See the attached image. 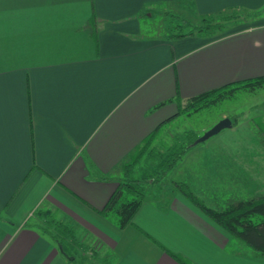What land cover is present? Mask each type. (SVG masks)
Masks as SVG:
<instances>
[{"label":"crops","instance_id":"crops-1","mask_svg":"<svg viewBox=\"0 0 264 264\" xmlns=\"http://www.w3.org/2000/svg\"><path fill=\"white\" fill-rule=\"evenodd\" d=\"M188 1L0 0V264H82L90 245L106 264H264L172 184L205 199L194 183L214 181L219 149L236 198L250 197L234 143L190 147L125 227L100 212L191 97L264 76V0H190L194 16L234 15L213 37L150 30L159 7Z\"/></svg>","mask_w":264,"mask_h":264},{"label":"rangeland","instance_id":"rangeland-1","mask_svg":"<svg viewBox=\"0 0 264 264\" xmlns=\"http://www.w3.org/2000/svg\"><path fill=\"white\" fill-rule=\"evenodd\" d=\"M194 6L195 5L190 0L187 3H183L182 7L188 10V13H180L179 10L175 11L171 6L166 9H170L173 12H165L164 7H159L155 12L156 14L148 19L149 28L151 27L150 30L154 31V33L159 32L161 29L167 32L166 29L170 30V26H173L172 23L174 25L180 23L179 21L182 16L188 17L194 24H197L199 20L194 16L195 14L193 15L196 10ZM170 13L174 14V16L170 15ZM171 18L173 19L172 21H170ZM210 36L213 37L214 34ZM180 114L182 115L181 118L174 117V119L170 120V124L164 125L156 134L155 141L152 142V146L155 149L165 151L169 147L175 146L177 142L176 138L188 137L186 133H194L197 139L221 119L229 117L236 124L234 129H223L220 133L202 141V143L214 142V148L217 143H234L235 148L231 151L229 149L226 152H232L236 161L241 166L237 164L236 167L240 170L242 176L245 173L243 165L247 168L246 177L250 179V185L252 187L250 197L254 194L258 195L264 193V191L260 192L258 190V188L264 184V85L259 87L256 86V88L253 89L240 88L226 98L206 105L200 110L189 113L181 112ZM195 140L190 147L194 145ZM199 143H197V145H199ZM209 151L210 150L205 152L209 153ZM222 153L224 152L219 149H214V181H209L206 179V176L202 181L201 176L198 175L197 178L199 181L197 180L194 184L199 192L205 195V199L201 198L202 196H198L203 203L208 205V201L212 203V200H214V206L217 204L224 208L231 203L245 199V197L236 198L238 197V192H236L238 185L236 184V186H234L232 181H229V167L226 162V156ZM193 159L194 158L191 157L188 163L195 162ZM154 168V160L146 154L135 167V174L155 176ZM259 177H261L260 181ZM254 179L257 180L255 181ZM161 181L157 180L155 182H150L147 184L146 190L149 188L150 184H158ZM172 184L174 186V182H172ZM169 185L170 184H168L166 188L161 187V190H167ZM245 194L247 195L248 193ZM234 198L236 201L232 202ZM77 252L81 254L77 255L76 260L82 259V264H106V258L97 250L96 246L90 245L83 247L82 251Z\"/></svg>","mask_w":264,"mask_h":264},{"label":"trees","instance_id":"trees-1","mask_svg":"<svg viewBox=\"0 0 264 264\" xmlns=\"http://www.w3.org/2000/svg\"><path fill=\"white\" fill-rule=\"evenodd\" d=\"M170 15L174 16L172 13ZM233 16L228 13L215 15L214 13L206 15L197 14L195 16L199 20L197 24H194L188 17L182 16L179 21L180 23L174 25L171 22L173 26H170V37H183L193 34L210 36L222 30L226 22L232 19ZM172 20L171 18L170 21ZM263 85L264 76L228 83L191 97L188 104L180 112H194L206 105L226 98L240 88L253 89L256 86ZM158 130L159 128L147 137L135 151L131 160L125 164L124 180L113 191L104 207L100 209L102 214H108L110 211L117 212L120 228L132 222L134 214L145 200L147 184L162 180L184 157L188 148L196 139L194 133H186L188 137L176 138L177 142L175 146L161 151L152 146ZM146 154L155 162V176L135 174V167ZM174 187L188 196L198 207L236 239L254 251L264 253V193L238 200L223 209H215L203 203L190 190L186 183L174 181ZM45 232L53 238L49 229L45 230Z\"/></svg>","mask_w":264,"mask_h":264},{"label":"water","instance_id":"water-1","mask_svg":"<svg viewBox=\"0 0 264 264\" xmlns=\"http://www.w3.org/2000/svg\"><path fill=\"white\" fill-rule=\"evenodd\" d=\"M232 125H233V121L231 120V118L229 117L223 118L219 122H217L212 128L206 131L202 136L198 137L195 140L194 144L205 141L210 137L220 133L223 129L232 127Z\"/></svg>","mask_w":264,"mask_h":264}]
</instances>
